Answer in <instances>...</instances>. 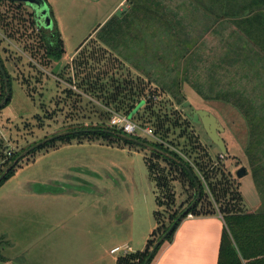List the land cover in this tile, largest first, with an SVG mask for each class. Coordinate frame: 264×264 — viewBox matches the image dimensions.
Here are the masks:
<instances>
[{"label":"rangeland","instance_id":"obj_1","mask_svg":"<svg viewBox=\"0 0 264 264\" xmlns=\"http://www.w3.org/2000/svg\"><path fill=\"white\" fill-rule=\"evenodd\" d=\"M44 1L63 42L61 77L56 76V65L45 64L41 51L34 56L29 46L23 47L29 29L20 26L24 33L17 40L0 29V58L10 75V98L0 107L2 170L9 151L49 137L71 122L103 120L109 125L99 112L107 110L102 100L84 94L77 83L88 87L98 75L104 88L111 89L110 76L146 82L150 73L155 79L151 76L149 88L156 97L144 108L142 101L139 116L131 117L152 129L153 135L141 137L176 151L194 165L203 183V205L210 203L220 216L223 206L235 208L232 204L242 211L264 209V32L260 33L264 19L249 24L238 13L215 19L219 14L212 15V9L207 14L208 9L200 7L209 0ZM226 4L228 11L232 7L252 11L243 6L235 9L239 5L231 0ZM10 6L5 2L0 9L9 11ZM24 10L32 12L28 5ZM112 15L122 18L114 26L121 35L118 43L129 55L128 65L111 60L118 58L100 49L97 31ZM26 41L32 46L37 42L36 37ZM81 61L80 67L74 66ZM135 61L143 68L136 67ZM71 75L76 83L68 81ZM178 78L183 80L181 96L175 93L177 84L173 85ZM65 88L80 96L67 98ZM193 108L209 110L219 119L225 153L210 141L200 123L188 120ZM165 116L166 122L159 126ZM54 146L24 156L0 184V254L4 257L0 264H107L109 247L125 245L130 233L135 237L141 233L144 206L154 208L156 199L164 202L156 207L166 222L168 213L180 211L192 199L194 189L186 177L136 144L88 135ZM192 146L197 150L192 151ZM195 156L212 161L217 170L214 178L219 179L216 185L209 184L211 173L194 161ZM149 162L155 165L152 177ZM240 166L247 172L237 177ZM44 173L63 179L51 182L59 189L54 194L37 192L42 183L19 187L31 178H44Z\"/></svg>","mask_w":264,"mask_h":264},{"label":"trees","instance_id":"obj_2","mask_svg":"<svg viewBox=\"0 0 264 264\" xmlns=\"http://www.w3.org/2000/svg\"><path fill=\"white\" fill-rule=\"evenodd\" d=\"M231 1L234 3V5H239L238 8H235V9H239L240 7L243 6L244 8H247L248 10L252 9V11H243V10L237 11V10H234L233 7L230 9L234 11L232 10L228 11L225 9V8H229L227 7V4H226L228 0H209V4L208 3L205 5L202 4L203 6L200 5V7L205 8V10L208 9L207 10L208 12H206L207 14H210L209 11L211 9L214 11L212 15L219 14V17L215 19H219L221 14L222 16H224L225 14L232 15V14H237V13L241 17L239 18L240 20L242 19L243 21L248 22L249 24L251 20L259 22L264 19V0H242L241 2L240 0H231ZM5 2L12 4L13 7L10 6L11 8L9 7V11H6V10L2 11L0 9V29L6 33L5 35L8 38L15 39V40H17L19 36L23 35L24 32H22V30L24 28L29 29L30 32L27 38L36 37L37 42H36V45L32 46L31 43H28L26 41L27 39L26 38L24 39L23 47L27 48V46H29L28 50H30L32 52L31 54L34 56L35 54H38L39 51H41L40 57L42 58V60L45 61V64H48L49 66H53V67L56 65V68H57L56 71L59 72L60 75L59 73L56 74L55 71L53 72V74L54 75L56 74L57 77H61L62 68L58 69V67L60 65L59 61L64 53V47H63V42L60 37V34L57 31L56 24L52 17L51 11H50V15L53 21V25L51 28H44L42 26H39L38 23L36 22L33 11L25 12L24 9L27 5H25L23 2H20L17 0H0V8H1V5ZM12 8H16V9L12 14H10L11 13L10 9L12 10ZM217 11H220L221 13ZM26 14H28L29 16L28 18H25ZM121 19H122L121 17L112 15L110 18H108L105 21V23L97 31V34H98L97 39L100 43L103 44L102 48L100 47V49L102 51H104V49H107V52L109 53V57L112 53L110 50L118 49V45L120 44L118 43V39L121 35H119L120 33L119 34L116 33L117 29L115 28L114 23L120 21ZM15 20L17 21L16 23L18 24H14ZM26 22L28 24H26ZM20 26L23 27V29L20 28ZM261 29L262 30L260 33L261 35H263L264 27ZM100 31L101 32L103 31L102 35H100L101 33ZM261 38L264 40V37H261ZM124 45H125V42H124ZM260 47L263 48L262 45H260ZM32 50H35V51H32ZM117 54L120 55L119 53ZM115 57L118 58L119 56L118 57L115 56ZM125 59H127L128 62L131 63L129 58H125ZM111 60L118 61L121 63L119 58L118 60L111 58ZM81 64H82V61L79 62V64H74V66L77 65V67H80ZM134 64L136 67L139 66L143 68L142 65L136 61L134 62ZM0 65L3 67L5 77H6V83H7L5 85L4 79L0 72V85H1V88L3 89V93L0 94V101L3 100V97L7 91V98L2 104H0V107H1L7 104L10 98V95H9L10 75L6 71L5 67L3 66L1 58H0ZM103 73H107V71L103 70ZM149 74H148L149 77L147 76L146 82L139 81L140 80L139 77H135L134 79H130V80L123 79L122 81L121 80L118 81L113 76H110L109 77L110 82L113 83L111 89L104 88L105 84L104 82H102L103 77H100L98 75L94 77L92 84L89 85L88 87H84V84H82L83 82L77 83V86L78 88L81 87L84 94H87V93L92 94L93 96H95V98L102 100V102L100 103L104 107H106L107 110L100 108L102 110H99V112L100 114H103L105 119L106 118L109 119L112 112H117V113L128 115L136 107V105L139 102L144 101V104H145L143 105V108H144L146 104L148 103V101H150L153 97H156L155 91L149 88V84L153 83L152 80L150 79L152 75L151 74L149 75ZM152 79H155V78L152 76ZM81 80L87 81V79H84V78ZM68 81H70L71 83H76L75 76L71 75L70 78H68ZM182 81H183L182 79L180 80V78H178L176 79L175 84H173V85L177 84L176 86H178V91H176L175 93L178 92L180 96H181L180 86L182 84ZM6 86H7V90H6ZM58 86H59V83L55 82V88H57ZM65 93H66L67 98L80 96V94L71 90V88H65ZM179 95H174V96L179 98ZM94 107H95L94 111H96L98 107L96 105ZM141 109L142 108H139L134 113L133 116H139L140 114L139 111ZM47 118L49 117L47 116ZM166 120L167 119L165 116L163 119V122L159 124V126H162L164 122H166ZM62 131H74V132H70L68 134L61 135L55 139L48 140L42 143L41 145L35 147L34 149L29 150L27 154L41 147L54 146L56 142L61 143V144L69 143L73 139L80 141L81 138H83L84 136H88V135L103 137L105 139L116 138L126 144L128 143L136 144L135 142L122 138L118 135V134H121V135L130 136L132 138L142 140L170 154L171 156L180 160L184 164L182 165L178 163V161L175 160L174 158L166 156L160 152L149 150V152L152 153L155 157L163 159L166 163H168V165L171 168L169 170L173 171L174 169V171L177 172L180 176L187 178L189 186H191L194 189L192 199L189 200L187 205L190 204L196 198L197 189H196V184L194 182V178L197 180V183L200 186L199 198L196 199L195 203L191 205L188 211L184 215H182V217L173 225V227L167 233L165 238L155 248L154 252L151 254L146 264H151L155 256L157 255L160 247L164 243L169 242L172 239L177 225L180 223V221L184 217H186L189 214H192V215L216 214L210 208V203L207 202L206 205H203V200L205 197L203 183L200 177L198 176L194 165H192L188 160H184V158H182V156L176 151L169 149L161 144L152 143L146 138H142L140 136L127 135L120 128H117L111 125L106 126L103 120L97 121L96 123H93V124L91 123L83 124V123L71 122L67 126H65L63 129L56 131L53 134H56L57 132H62ZM46 137L48 136L47 135L43 136V138H46ZM36 142L37 141H34L28 146L19 149L18 151H15V152L9 151L8 153L9 155L6 154L8 156L5 158L4 161H2V163H5L7 166L18 154H20L23 150L29 148L31 145H33ZM140 147L144 148L143 146H140ZM191 150L196 151L197 150L196 146H192ZM21 159L22 158H20L19 161ZM195 160H196V163L198 162L201 165L203 164L204 166L208 167L211 173V176L209 178L207 177L208 179H210L209 184L216 185L217 183L216 181L219 179L216 180V178H214L217 170L216 169L214 170V165L212 164V161L208 157H196V156L194 157V161ZM18 162L11 169H9L7 173L2 177V179L0 180V184L6 178L12 175V173L14 172V168L18 164ZM146 164L148 168V175L149 176L151 175L152 177V173H153V170L155 169V165L151 164L150 162ZM188 169L191 170L192 174L188 172ZM1 172H2V168L0 167V173ZM159 177L157 178L155 177L157 183L160 182ZM164 178L161 176V179L164 180ZM165 182L167 183V181ZM163 185L161 186L163 187ZM225 192L226 191L224 190L223 193ZM155 204L159 207V206H163L164 202H161L160 200L156 199ZM221 204L222 203L220 202V205ZM232 205L235 206V208H233L232 206L231 208L223 206V208L221 209L222 211H220L223 222H224V226H223L221 237H220L216 264H264V209H261L258 211H253V210L242 211L240 208H237L235 204H232ZM182 210L183 209H181L180 211L173 210L172 212L168 213L167 221L164 222L162 221L161 213L159 212L157 208L153 212L156 226L151 232L150 236L147 238L144 248L142 250H138L134 252H125V253H121L117 255L115 259V264H142L144 259L147 257L149 249L151 248L153 243L167 230V228L170 226V224L173 222V220L177 217V215ZM2 260H4V257L0 254V261Z\"/></svg>","mask_w":264,"mask_h":264},{"label":"crops","instance_id":"obj_3","mask_svg":"<svg viewBox=\"0 0 264 264\" xmlns=\"http://www.w3.org/2000/svg\"><path fill=\"white\" fill-rule=\"evenodd\" d=\"M29 7V6H28ZM120 42L118 49L110 50L114 56H119L120 61L128 65L127 51L122 49ZM119 53L120 55H118ZM61 169V168H60ZM64 168H62L63 171ZM19 170L14 174V177ZM45 177L39 179H30L22 183L19 187L23 189L29 184L42 183V187L37 192L52 193L59 189H54L51 182L62 181V178L50 177L44 173ZM60 177V176H59ZM63 182V181H62ZM256 202H259L256 199ZM254 202V206L258 203ZM155 203V202H154ZM144 206V223L141 226V233L136 237L130 233L125 241V245L117 243L109 247L107 251V264H115L117 255L125 252H134L144 248L147 238L156 226L153 212L157 209ZM224 222L219 214L192 215L184 217L177 225L173 237L169 242L164 243L158 250L157 255L151 264H216L220 237ZM114 249V251H112Z\"/></svg>","mask_w":264,"mask_h":264},{"label":"water","instance_id":"obj_4","mask_svg":"<svg viewBox=\"0 0 264 264\" xmlns=\"http://www.w3.org/2000/svg\"><path fill=\"white\" fill-rule=\"evenodd\" d=\"M17 1L23 2L25 5H28L31 7V9L34 13L35 20L39 26H42L44 28H51L52 27L53 21H52L50 12H49V8H48V6L44 0H17ZM0 72L2 74V77L4 79L5 84H7L5 73H4V70L1 67V65H0ZM6 90H7V87H6ZM6 98H7V91L3 97V100L0 102V104H2L6 100ZM141 102H139L136 105V107L130 112V114H128L129 117H132L134 115V113L139 109ZM187 116L192 122L200 123L202 125L206 135L210 139V141L213 144H215L222 153L226 152L225 142H224L222 136L220 135V132L223 131V126L221 125L219 119L212 112H210L209 110L203 109V108H193L190 110V112L187 114ZM74 131H76V130H74ZM74 131H62V132L50 135L49 137L43 138V139L37 141L36 143H34L33 145H31L29 148L23 150L2 170V172L0 173V180L7 173V171L9 169H11L19 161L20 158H23L28 153L29 150L34 149L35 147L41 145L42 143H44L48 140L55 139L61 135H65V134H68V133L74 132ZM118 135L122 138H125V139H128V140L135 142L139 146H143L147 150L157 151V152H160L166 156L174 158L170 154H168V153H166V152H164V151H162V150H160V149H158V148H156V147H154V146H152V145H150V144H148L142 140L135 139V138H132L130 136H125V135H121V134H118ZM174 159L177 160L178 163L184 165L180 160H178L176 158H174ZM188 172L190 174H192L190 169H188ZM246 172H247L246 168L244 166H240L235 171V175L237 177H241ZM194 182L196 184V189H197L196 198L190 204H188L186 207L183 208V210L177 215V217L173 220V222L170 224V226L167 228V230L153 243V245L149 249L147 257L144 259L142 264L147 263L149 257L154 252L155 248L165 238V236L171 230L173 225L182 217V215H184L188 211V209L191 207V205L193 203H195L196 199L199 198L200 186L197 183V180L195 178H194Z\"/></svg>","mask_w":264,"mask_h":264},{"label":"built area","instance_id":"obj_5","mask_svg":"<svg viewBox=\"0 0 264 264\" xmlns=\"http://www.w3.org/2000/svg\"><path fill=\"white\" fill-rule=\"evenodd\" d=\"M109 125L122 129L127 135L140 137L142 135H153L150 127L140 125L133 121L131 117L122 113L112 112L109 118Z\"/></svg>","mask_w":264,"mask_h":264}]
</instances>
